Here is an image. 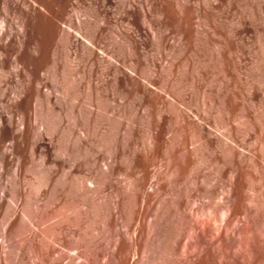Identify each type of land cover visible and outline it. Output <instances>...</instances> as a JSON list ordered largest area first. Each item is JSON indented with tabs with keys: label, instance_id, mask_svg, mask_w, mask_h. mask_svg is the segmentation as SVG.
Segmentation results:
<instances>
[{
	"label": "bare ground",
	"instance_id": "1",
	"mask_svg": "<svg viewBox=\"0 0 264 264\" xmlns=\"http://www.w3.org/2000/svg\"><path fill=\"white\" fill-rule=\"evenodd\" d=\"M218 1L0 0V264H264L263 228H207L206 256L177 236L187 51L205 39L217 84Z\"/></svg>",
	"mask_w": 264,
	"mask_h": 264
},
{
	"label": "rangeland",
	"instance_id": "2",
	"mask_svg": "<svg viewBox=\"0 0 264 264\" xmlns=\"http://www.w3.org/2000/svg\"><path fill=\"white\" fill-rule=\"evenodd\" d=\"M205 1L204 8L209 10L214 0ZM218 3L219 84L214 83V65L204 35L199 37L203 39L201 43L192 45L195 49L191 47L187 51L190 58L187 60V179L178 174L175 188L178 239H185L182 234L187 228V244L201 247L202 252L206 251L203 256L209 251L210 237L201 235L207 228L264 229V0H219ZM208 13L212 23L214 14ZM114 105L115 109L120 107L119 102ZM114 110L109 113L113 117L110 122L119 119L125 129L131 119L129 104L122 112ZM103 123L107 127L105 120ZM110 148L108 142L100 144L105 154ZM100 164L99 176L105 169V162ZM161 178L164 183L173 180L164 168H161ZM94 219L91 224L87 223L90 226H83L84 232L98 234L102 220ZM166 229L163 222L157 228L161 238L152 234L148 244L164 245ZM217 249L212 248L209 253L216 255ZM65 252L72 254V250Z\"/></svg>",
	"mask_w": 264,
	"mask_h": 264
}]
</instances>
